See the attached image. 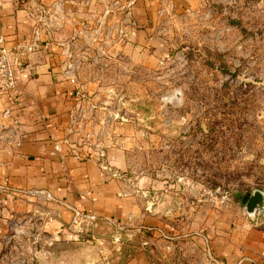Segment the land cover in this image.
Listing matches in <instances>:
<instances>
[{
  "label": "rangeland",
  "instance_id": "rangeland-1",
  "mask_svg": "<svg viewBox=\"0 0 264 264\" xmlns=\"http://www.w3.org/2000/svg\"><path fill=\"white\" fill-rule=\"evenodd\" d=\"M150 28L128 54L119 42L118 56L96 62L93 44L72 42L97 128L109 115L133 128L117 169L164 212L167 237L152 242L169 247L154 257L264 264V212L247 209L252 192H264V0H197ZM106 242H55L0 210V264H95L114 253Z\"/></svg>",
  "mask_w": 264,
  "mask_h": 264
},
{
  "label": "crops",
  "instance_id": "crops-1",
  "mask_svg": "<svg viewBox=\"0 0 264 264\" xmlns=\"http://www.w3.org/2000/svg\"><path fill=\"white\" fill-rule=\"evenodd\" d=\"M54 1L0 0V35L8 48L16 53V46L27 42L36 29H40L45 44L27 56L35 69L18 75L14 97L20 143L0 140V210L20 221L33 223L55 242L69 241L67 234L60 232V227L72 216L68 206L94 211L102 220L97 229L101 246L107 244L106 240L114 243V253L109 255L104 250L106 255L94 260L95 264H163L164 258H155L154 253L169 245L164 246L159 240L161 246H157L152 238L167 237L162 226L164 212L150 209V193L139 196L129 179L102 174L96 157L80 147L62 144L61 151L54 150L56 141L67 136L76 140L75 135L68 133L73 86L62 73L61 44L71 40L79 27L65 19L62 28L52 36L46 33L40 21L42 12L35 4L47 9ZM196 2L135 0L132 18L136 27L128 30L121 53L131 52L129 48L142 33L151 30L158 16L171 10H185ZM68 6L71 5H65ZM72 8L76 10L77 6ZM75 16L84 15L78 12ZM116 46L110 50L113 56L120 53ZM109 131L107 160L123 170L133 128L124 121H114ZM73 148L82 152L81 156L73 155ZM106 219L116 224H109ZM107 233L110 234L105 237Z\"/></svg>",
  "mask_w": 264,
  "mask_h": 264
},
{
  "label": "built area",
  "instance_id": "built-area-1",
  "mask_svg": "<svg viewBox=\"0 0 264 264\" xmlns=\"http://www.w3.org/2000/svg\"><path fill=\"white\" fill-rule=\"evenodd\" d=\"M66 4L71 6L65 7ZM135 0H55L50 8L35 4L42 12L40 21L49 36L63 26V21L78 24L74 37L61 44L63 56L62 73L73 86L72 108L68 118V133L75 135L72 141L69 136L56 141L55 151H61L62 144L70 147H80L88 155L96 157L102 174L114 178H124L123 172L112 165L106 157V140L110 137L111 116H107L96 126V103L86 98L85 87L79 82L78 73L84 58L80 48L75 46L72 40L83 42L84 46L93 44L95 51L92 56L96 62L100 58H114L111 49L119 42H125L129 29L136 27L133 20V7ZM72 6H77L74 10ZM80 12L84 16L78 18L75 13ZM45 44L41 39L40 29L34 30L33 36L22 44L16 46V53L5 45V40L0 35V140L11 144H19L17 129L19 126L18 114L15 110L14 91L16 89L18 75L35 69V65L28 59V55L42 48ZM89 111V113H88ZM40 119L44 116L41 114ZM122 116L114 115L113 118ZM76 157L81 156L79 150H71ZM72 212L70 220L60 227V232L67 234L69 240L98 242L101 238L97 229L101 224V218L94 211H83L74 206H68ZM109 224H116L112 219H106Z\"/></svg>",
  "mask_w": 264,
  "mask_h": 264
},
{
  "label": "water",
  "instance_id": "water-1",
  "mask_svg": "<svg viewBox=\"0 0 264 264\" xmlns=\"http://www.w3.org/2000/svg\"><path fill=\"white\" fill-rule=\"evenodd\" d=\"M247 209L250 214L257 210L264 212V192L261 190H255L250 195L247 201ZM61 245L67 246L69 243H61Z\"/></svg>",
  "mask_w": 264,
  "mask_h": 264
},
{
  "label": "trees",
  "instance_id": "trees-1",
  "mask_svg": "<svg viewBox=\"0 0 264 264\" xmlns=\"http://www.w3.org/2000/svg\"><path fill=\"white\" fill-rule=\"evenodd\" d=\"M247 198V197H246ZM246 201V200H245Z\"/></svg>",
  "mask_w": 264,
  "mask_h": 264
}]
</instances>
